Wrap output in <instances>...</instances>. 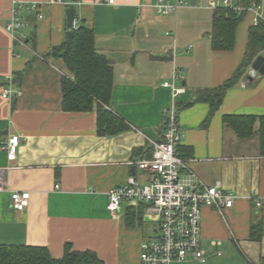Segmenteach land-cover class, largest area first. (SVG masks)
Wrapping results in <instances>:
<instances>
[{
  "label": "crops",
  "instance_id": "0c3cea01",
  "mask_svg": "<svg viewBox=\"0 0 264 264\" xmlns=\"http://www.w3.org/2000/svg\"><path fill=\"white\" fill-rule=\"evenodd\" d=\"M212 1L188 0L176 13L161 16L156 0H0V177L6 185L0 191V245L44 247L54 259L63 258L71 245L73 251L95 252L105 264H142L141 246L147 240L143 226L154 219L145 215L144 205L127 203L113 219L108 195L131 177L146 181L135 165L152 158L153 143L164 139L163 111L172 103L164 84L171 83L184 90L177 99L183 134L179 154L189 161L183 175L209 186L220 183L235 198L223 213L203 208L201 247L207 260L185 262L207 264L226 253L232 261L226 264L262 262L264 155L258 134L244 137L239 132L246 119L256 118L257 130L264 117V75L256 71L249 78L252 65L228 89L210 120L212 106L204 100L208 93H202L233 78L255 14L243 11L232 47L215 49L211 33L217 9L210 6ZM236 5L239 0H233ZM14 8L25 26L14 32L18 41L6 31ZM71 8L76 15L68 28ZM75 24L93 31L97 53L112 66L113 87L105 109L127 131L101 136L97 105L88 112L63 107V80H72V74L56 53H70L68 33L75 34ZM11 76L23 95L8 101L2 91ZM11 135L20 138L14 161L1 146ZM14 192L30 194L23 212L11 206ZM142 207L141 221L130 224L129 209ZM259 221L257 238L253 226Z\"/></svg>",
  "mask_w": 264,
  "mask_h": 264
},
{
  "label": "built area",
  "instance_id": "2783aa9c",
  "mask_svg": "<svg viewBox=\"0 0 264 264\" xmlns=\"http://www.w3.org/2000/svg\"><path fill=\"white\" fill-rule=\"evenodd\" d=\"M59 2L61 0H58ZM114 4L116 0H106ZM188 0H156L154 8L161 16L172 15ZM213 9L224 7L237 13L247 8L255 14L254 24L264 22V3L251 1L243 8L233 6V0H215L210 3ZM36 9L35 5L31 6ZM18 9H13V18L6 27V31L18 41L14 32L25 26L16 16ZM42 16H40L41 18ZM75 31L79 28L75 24ZM23 43V42H22ZM256 76V70L250 69L248 77ZM14 78L9 77L8 85L2 91L5 100L13 101L23 93L14 87ZM164 87L171 90L172 103L164 109L165 130L164 139L154 142L152 158L143 159L136 163V168L146 176L144 183L131 177L125 184L112 189L108 195V211L113 219H117L124 203L130 205H144L147 217L154 219L159 227L152 238L145 240L141 246L142 264H173L185 262L189 259L205 263L207 258L201 247L202 210L204 207L215 208L223 213L233 207L235 198L225 193L221 184L206 185L198 179L191 180L183 172L189 171L188 160L179 154V147L183 141L180 125V115L177 99L184 90L176 88L171 83ZM20 138L11 135L2 149L7 153L9 161L16 160ZM59 189V186L56 187ZM6 190L3 176L0 177V191ZM30 194L14 192L11 196V206L17 212H23L29 205ZM256 206L261 203L255 199Z\"/></svg>",
  "mask_w": 264,
  "mask_h": 264
},
{
  "label": "trees",
  "instance_id": "16d2710c",
  "mask_svg": "<svg viewBox=\"0 0 264 264\" xmlns=\"http://www.w3.org/2000/svg\"><path fill=\"white\" fill-rule=\"evenodd\" d=\"M251 1L261 0H239L243 8L249 6ZM244 13H237L232 9L218 8L214 16V27L211 33L212 45L215 49L232 47L233 35L236 26L242 20ZM264 50V22L251 28L249 42L244 59L232 79L218 89L204 91L212 106L208 120L221 106L222 100L229 88L236 85L245 76L254 61L261 57ZM68 70L72 74V80H63V107L67 111L88 112L97 105L98 133L101 136H113L129 130V127L113 116L105 109L109 105L111 90L113 87V69L111 64L99 55L94 45L93 31L80 28L73 37L72 49L69 54L61 55ZM201 100L203 98H200ZM246 124L240 131V136L248 137L258 134L260 138L261 153L264 155V117L259 119V127L255 128L256 118L246 119ZM143 207L134 210L129 209L127 221L131 224L135 220L141 221ZM262 222L253 226V235L260 236ZM252 235V236H253ZM254 238V236H253ZM0 264H105L92 251H73L71 245L65 247L64 256L54 259L44 247L0 245ZM260 264H264V259Z\"/></svg>",
  "mask_w": 264,
  "mask_h": 264
},
{
  "label": "water",
  "instance_id": "95a60500",
  "mask_svg": "<svg viewBox=\"0 0 264 264\" xmlns=\"http://www.w3.org/2000/svg\"><path fill=\"white\" fill-rule=\"evenodd\" d=\"M75 15H76V11L74 8L68 9L67 11L68 28H72ZM73 37H74L73 32H69L66 53H69L72 48ZM253 69L256 70L259 74L264 75V58L263 57H259L253 63Z\"/></svg>",
  "mask_w": 264,
  "mask_h": 264
},
{
  "label": "rangeland",
  "instance_id": "374dc122",
  "mask_svg": "<svg viewBox=\"0 0 264 264\" xmlns=\"http://www.w3.org/2000/svg\"><path fill=\"white\" fill-rule=\"evenodd\" d=\"M158 227H159L158 223L148 222V223L144 224L143 229L145 231V236L147 237V240H148V237H151V238L153 237L154 230ZM233 249L235 250L234 247H233ZM223 250H224V252L230 251V250H227L226 248H223ZM232 253L235 255V252H232ZM226 255H228V254L226 253L224 257L214 258L212 260L210 259L207 264H226L227 262H232L230 260V258H228V256H226ZM173 264H199V263L188 261V262H181V263L175 262Z\"/></svg>",
  "mask_w": 264,
  "mask_h": 264
}]
</instances>
